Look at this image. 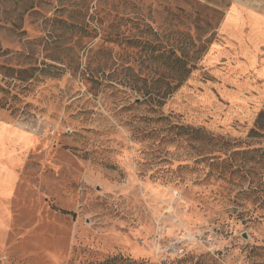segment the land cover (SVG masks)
I'll return each mask as SVG.
<instances>
[{
	"label": "rangeland",
	"instance_id": "obj_1",
	"mask_svg": "<svg viewBox=\"0 0 264 264\" xmlns=\"http://www.w3.org/2000/svg\"><path fill=\"white\" fill-rule=\"evenodd\" d=\"M0 264H254L264 0H0Z\"/></svg>",
	"mask_w": 264,
	"mask_h": 264
},
{
	"label": "trees",
	"instance_id": "obj_2",
	"mask_svg": "<svg viewBox=\"0 0 264 264\" xmlns=\"http://www.w3.org/2000/svg\"><path fill=\"white\" fill-rule=\"evenodd\" d=\"M264 249V247H253L251 248V252H254L256 250ZM97 264H151L148 260H133L130 258H125V257H112L108 258L106 261L97 263ZM154 264V263H153ZM160 264H222L219 259L216 257H210L208 255L201 254L199 256H193L190 254L184 255L183 258L181 259H175V260H170L168 261H163ZM254 264H264V257L262 255L259 261L254 262Z\"/></svg>",
	"mask_w": 264,
	"mask_h": 264
},
{
	"label": "crops",
	"instance_id": "obj_3",
	"mask_svg": "<svg viewBox=\"0 0 264 264\" xmlns=\"http://www.w3.org/2000/svg\"><path fill=\"white\" fill-rule=\"evenodd\" d=\"M9 188L8 177H0V193H4Z\"/></svg>",
	"mask_w": 264,
	"mask_h": 264
}]
</instances>
